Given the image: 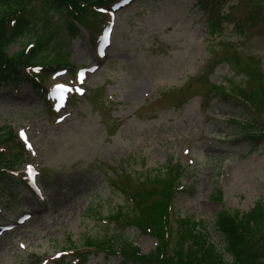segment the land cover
I'll use <instances>...</instances> for the list:
<instances>
[{"label":"rangeland","instance_id":"rangeland-1","mask_svg":"<svg viewBox=\"0 0 264 264\" xmlns=\"http://www.w3.org/2000/svg\"><path fill=\"white\" fill-rule=\"evenodd\" d=\"M198 1L120 0L83 25L29 2L34 31L53 29L69 61L34 68L49 74L40 93L25 79L0 89V155L21 161L0 159L13 176L0 175V264H130L98 245L120 233L155 252L139 224L167 225L160 261L189 264L193 234L220 246L218 214L240 220L264 199V108L240 95L264 106V0ZM58 81L66 101L48 96Z\"/></svg>","mask_w":264,"mask_h":264},{"label":"trees","instance_id":"trees-1","mask_svg":"<svg viewBox=\"0 0 264 264\" xmlns=\"http://www.w3.org/2000/svg\"><path fill=\"white\" fill-rule=\"evenodd\" d=\"M30 1L32 0H0V13H3L0 14V88L7 83L19 80L21 75H25L24 70L32 65L39 64L52 68L53 66L67 65L69 61V56L63 57L60 54L62 44L58 42V37L53 29H48V25H41L39 30L34 31L35 23L25 15ZM40 1L46 5L51 15H63L67 19L70 15L83 16L92 6L105 5L114 0ZM228 1L230 0H220V4L224 5ZM200 3L204 7L202 0ZM218 12L220 11L218 10ZM255 14L258 13L255 12ZM12 15H16L17 24L14 21V24L11 25L10 19L14 17ZM254 15L253 17H255ZM80 18V16L77 17L79 22H81ZM217 18H221V16L218 14ZM26 37H31L30 40L34 43V48L30 53L26 54L24 47L8 57L6 54L8 47ZM34 84L36 88H39L38 82H34ZM243 95L248 102L255 107L258 106V101L254 100L251 95L247 96L245 93ZM0 159L10 166L19 162L15 161L18 160V156L6 161L5 157L0 155ZM170 173L173 182L176 175L179 174V169ZM157 180H161V175H158ZM164 181L165 179H163ZM139 228L146 230L151 227L149 224H139ZM215 228L220 237L221 246L207 239L209 235L205 233L193 234L191 236L192 244L188 250V252H192L189 256V264H264V248L261 247V244H264V199L257 201L250 211L242 214L240 220L238 216L221 213L216 218ZM155 235L162 245L163 240L160 233H155ZM197 240L200 241L196 243ZM257 242L260 243L259 248ZM98 247L111 252H116L118 249L124 256L138 257L137 247L130 241H123L120 236L112 237L111 240H103ZM162 254L164 253H152L149 257H160ZM225 254L231 255L232 262L226 261ZM141 256L142 259L149 260L148 257Z\"/></svg>","mask_w":264,"mask_h":264},{"label":"snow or ice","instance_id":"snow-or-ice-1","mask_svg":"<svg viewBox=\"0 0 264 264\" xmlns=\"http://www.w3.org/2000/svg\"><path fill=\"white\" fill-rule=\"evenodd\" d=\"M57 88L60 89L61 91L66 90L64 85H57ZM23 135V133H21Z\"/></svg>","mask_w":264,"mask_h":264}]
</instances>
